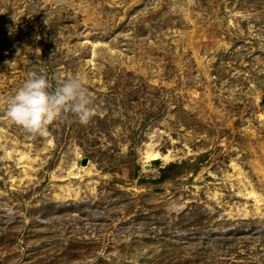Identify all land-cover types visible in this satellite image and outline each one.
Instances as JSON below:
<instances>
[{
  "label": "rangeland",
  "instance_id": "rangeland-1",
  "mask_svg": "<svg viewBox=\"0 0 264 264\" xmlns=\"http://www.w3.org/2000/svg\"><path fill=\"white\" fill-rule=\"evenodd\" d=\"M29 72L90 121L12 122ZM0 264H264V0H0Z\"/></svg>",
  "mask_w": 264,
  "mask_h": 264
},
{
  "label": "clouds",
  "instance_id": "clouds-1",
  "mask_svg": "<svg viewBox=\"0 0 264 264\" xmlns=\"http://www.w3.org/2000/svg\"><path fill=\"white\" fill-rule=\"evenodd\" d=\"M92 105L83 76L60 78L53 86L45 74L29 72L6 97V115L27 133L44 136L50 124L68 113L87 124L93 116Z\"/></svg>",
  "mask_w": 264,
  "mask_h": 264
},
{
  "label": "bare ground",
  "instance_id": "bare-ground-1",
  "mask_svg": "<svg viewBox=\"0 0 264 264\" xmlns=\"http://www.w3.org/2000/svg\"><path fill=\"white\" fill-rule=\"evenodd\" d=\"M158 156H160L159 151H157V149H155V148L150 144L148 150L145 151V158L151 160V159H155V158H157ZM167 157H169V154H166V155L163 156L162 158L165 159V158H167ZM22 158H25V159H27V160H32L31 155L28 154L27 152H23V156H20V159H22ZM233 166L236 167V163L233 164ZM26 167L31 168L32 165L29 164V165H27ZM79 172H80V170L75 171V169H72V167H71V169H69V171H68V173H67L66 175L69 176V177H80V176H82V174H81V173L79 174ZM67 188H68V189H67V193H70V189H69V187H67ZM62 189H63V188H62ZM59 193H60V192H59ZM245 193H246L248 196L250 195L251 197L255 198L256 203L261 204L260 202H261V200L263 199V197H261V195L258 194L257 191H256L255 189L251 188V190H248L247 192H244V194H245ZM60 194H62V193H60ZM240 209H241V208H240Z\"/></svg>",
  "mask_w": 264,
  "mask_h": 264
}]
</instances>
